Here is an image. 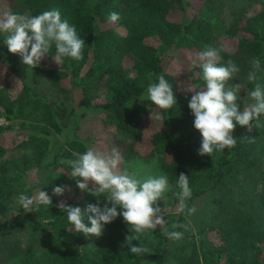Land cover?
I'll list each match as a JSON object with an SVG mask.
<instances>
[{"label": "trees", "instance_id": "trees-1", "mask_svg": "<svg viewBox=\"0 0 264 264\" xmlns=\"http://www.w3.org/2000/svg\"><path fill=\"white\" fill-rule=\"evenodd\" d=\"M214 1L0 0V13L11 10L38 15L57 9L85 42L82 60L65 58L58 65L52 59L53 49L40 67L33 69L48 79L59 98L56 104L24 79L17 56L4 42L6 34L0 33V68L5 77L0 80V120L6 122L0 126V158L8 151L30 149L44 176L42 182L21 194L31 197L42 189L52 197L50 206L39 205L34 212L25 213L17 205L12 212L4 201L10 169L8 163L2 164L0 221L15 213L37 232L41 243L22 247L2 234L0 264L166 263L171 240L159 227L132 241L133 246L141 244L149 249L144 255L132 254L125 245V237L134 233L122 216L106 225L99 238L85 239L71 229L58 203L64 200L67 206L85 210L87 205L96 204L97 198L78 189L70 178V166L61 161L74 159L73 153L83 154L89 147L101 152L117 147L122 157L120 168L130 173H134L138 159L157 158L170 184L165 198L158 202L164 209L166 227L183 232L182 239L189 244L181 264H264V193L254 196L243 192L240 199L237 192L226 198L223 194L214 201L216 221L200 235L172 228L186 220L178 212L175 195L180 173L189 177L192 197L188 203L194 206L223 187L233 191L250 185L256 178L252 172L261 170L259 160L264 156V128L247 133L239 125L233 133L237 139L234 148L210 157L198 155L202 138L188 108L192 93L183 89L189 80L203 86L202 70L194 66L187 75L177 76L172 70L175 56L182 51L198 53L206 45L223 48L221 64L232 60L240 69L229 84L241 85V109L254 87L247 79L254 58L261 62L257 77L264 84V0H254L261 4L260 12L239 17L229 26L221 21ZM111 12L121 17L115 25L107 22ZM159 75L172 84L177 104L163 111L158 120L156 113L161 110L146 99V89L158 82ZM245 135L254 136L255 143L240 141ZM16 178H24L22 170L16 172ZM257 178L264 189V171L258 172ZM56 186H65L62 197L52 195ZM104 203L101 197L100 206Z\"/></svg>", "mask_w": 264, "mask_h": 264}, {"label": "clouds", "instance_id": "clouds-1", "mask_svg": "<svg viewBox=\"0 0 264 264\" xmlns=\"http://www.w3.org/2000/svg\"><path fill=\"white\" fill-rule=\"evenodd\" d=\"M121 17L118 12L108 15L109 24H117ZM0 33L6 34L5 44L11 54L18 55L26 72L40 67L41 62L53 53L52 59L59 65L65 58L80 61L83 57L85 42L70 25L67 19H62L57 9L44 11L38 15L19 14L11 10L0 13ZM223 48L206 45L192 59L194 66L202 70L203 86L189 80L184 86L186 93H192L188 108L194 117L193 126L201 135L198 155L211 156L214 152L232 149L237 144L233 133L237 125L252 133L254 129L264 128V84L258 82L257 72L260 71L259 58L252 61L253 71L248 74V81L254 87L248 92L244 107L238 103L241 85L229 84L240 71L239 67L228 60L221 64ZM150 76L152 74H149ZM156 83H150L146 89V99L157 109L156 119L162 118V112L170 110L177 104L172 84L164 75L157 77ZM249 144L255 143L254 136L245 135L239 139ZM74 159L62 160V164L70 166V178L82 193H88L97 198L96 204L87 205L85 210L80 207L67 206L61 200L57 207L67 214V220L76 233L83 234L85 239L99 238L104 227L122 216L129 230L134 235L125 237V245L135 255H144L149 249L133 246L132 241H139L148 230L155 231L158 227L161 234L172 241H179L184 233L169 231L166 227L164 209L158 202L165 198L169 190L166 174L149 176L140 179L135 173L121 170V154L117 147L101 152L89 147L83 154L73 153ZM179 191L175 193L178 199V212L190 217L196 212L188 201L192 197L189 177L180 173L177 181ZM70 191V189H68ZM65 186H56L52 195L62 197ZM106 201L100 206V198ZM16 203L25 213L34 212L39 205H52V197L40 189L33 196L20 194L15 197ZM118 209L122 211L118 212ZM87 221V223L85 222ZM47 224V220H42ZM184 223H174L173 229H186Z\"/></svg>", "mask_w": 264, "mask_h": 264}, {"label": "rangeland", "instance_id": "rangeland-1", "mask_svg": "<svg viewBox=\"0 0 264 264\" xmlns=\"http://www.w3.org/2000/svg\"><path fill=\"white\" fill-rule=\"evenodd\" d=\"M214 6L221 21L226 26H229L239 17L252 16L262 10L261 4L259 2H255L254 0H215ZM26 13L30 14L29 12ZM196 54L197 52L194 51H182L178 53L172 62L173 73L177 76L187 75L188 71L194 67L192 59ZM16 56L18 58V64L24 79L30 85L36 87L40 92L44 93L49 100L58 104V95L51 88L48 79L34 70L33 72H26V68L22 64L19 56ZM4 78L2 68H0V80H3ZM90 121L93 125L95 124V121H92V119H90ZM90 121L88 125L91 124ZM4 124H6V122L4 120H0V126ZM3 163H8L10 169L8 172L10 179L7 180L4 185L6 191L4 201L9 208L12 209V212H14L18 205L15 197L23 193L27 187L38 185V183L42 182L44 173L42 167L36 165L34 160H32L30 149L23 148L8 151L2 158H0V167ZM259 165L261 166V170L264 171V156H262L259 160ZM18 170L23 171L24 178H16V172ZM255 170L252 173L256 175V178L251 179L252 182L250 185L246 187H236L233 191H230L229 187H223L222 189L212 192L199 199L194 205L196 212L192 216L186 217L185 224L187 227L184 229V232L200 235L206 226L214 223V221H216V218L214 219L215 212L218 211L217 207L214 205V201L222 198L223 194L225 195L224 198H226V196L228 197L231 192H237L236 196L239 199L242 197L240 195L243 192H247L249 195L254 196H260L263 194L264 189L261 184L262 182H259V179L257 178L258 172H261V170ZM134 173L140 179H146L149 176H159L160 174H163L156 157L149 160L144 158L138 159L135 163ZM240 176L243 178L242 174H240ZM5 233L12 239V241L19 242L22 247L33 244L38 246L41 243L37 232L32 227L28 226L21 218L16 217L15 213L7 220L0 221V237ZM167 249L168 254L165 264H181L183 257L189 249V244L183 239L179 241L171 240L167 245Z\"/></svg>", "mask_w": 264, "mask_h": 264}]
</instances>
